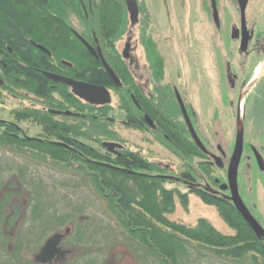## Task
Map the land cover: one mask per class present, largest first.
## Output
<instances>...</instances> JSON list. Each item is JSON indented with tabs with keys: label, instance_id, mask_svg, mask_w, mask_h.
Segmentation results:
<instances>
[{
	"label": "trees",
	"instance_id": "1",
	"mask_svg": "<svg viewBox=\"0 0 264 264\" xmlns=\"http://www.w3.org/2000/svg\"><path fill=\"white\" fill-rule=\"evenodd\" d=\"M60 2H65L68 11L77 15L82 23L97 27L106 51L114 53L117 41L126 32L125 0H92L90 20L86 19L77 0L57 1V6ZM56 9L52 3L42 0H0V64L2 61L8 66L3 77L5 83L0 86V98L4 91L19 90L33 96L45 108L11 113L16 122H31L41 128L39 138L25 136L16 124L0 122V152L12 158L0 159V217L3 221L8 214L4 209L7 210L10 198L17 195L6 192V176L12 174L19 182L20 195L27 193L18 251L35 248L34 245L41 244L50 233L72 226L70 240L79 248L115 246L122 254L121 262L129 264H264V237L254 234L231 202L229 191L221 190V184L227 181L224 160L235 157L236 147L231 153L221 147L225 152L222 155L220 145H216L223 158L215 156L212 145L199 134L194 116L189 112L207 153L198 147L183 120L173 88L164 83L165 59L157 44L144 31L142 45L152 80L157 84L155 94L160 105H155L156 99L155 103L142 102L137 81L124 64L118 65L123 87L115 90L121 110L128 113V123L123 121L126 128L144 132L139 121L144 112L156 122L155 130H151L152 142L165 146L180 160L177 179L137 152L107 151L103 147L105 142L124 143L113 129L117 124L109 118L110 106L85 104L71 94L68 86L56 84L43 75L42 71L57 73L50 63L65 60L75 65L73 70L62 73L65 77L106 88L114 86L107 74L98 72L99 63L68 29H64L66 26L61 29L64 38L52 42V59L32 45L31 40L45 45L49 24L58 23V19L65 22ZM66 23L69 28L70 22ZM216 29L219 30V26L216 25ZM230 62L228 58L216 71L225 72ZM250 79L248 75L245 84ZM129 86L139 107L125 89ZM241 90L236 94L240 95ZM252 94L246 103L251 99L256 103L259 97H264V78ZM51 111H72L75 116L58 117ZM234 135L236 138L237 129ZM244 150L249 153L246 144ZM216 158L221 159L222 166ZM244 161L242 159L241 165ZM36 166L51 167L63 177L61 181L48 184L34 175ZM175 183L186 192L168 189L167 185ZM206 183L213 189L204 186ZM189 195L214 207L234 233L224 234L206 219L198 220L195 226L170 220L169 216L176 210V200L188 208ZM98 206L104 208L106 221H99L94 213ZM119 240L121 243L114 245ZM6 241L4 239L5 248ZM83 264H99V260L89 257Z\"/></svg>",
	"mask_w": 264,
	"mask_h": 264
},
{
	"label": "rangeland",
	"instance_id": "2",
	"mask_svg": "<svg viewBox=\"0 0 264 264\" xmlns=\"http://www.w3.org/2000/svg\"><path fill=\"white\" fill-rule=\"evenodd\" d=\"M137 2L140 10L139 20L133 21L127 12L126 34L117 46L123 52L125 45L131 43L134 49L133 57L131 63H127L137 79V84L148 85L147 95L149 96L155 92L157 86L152 80L151 71L146 61V52L142 45V35L145 31L146 35L157 44L165 59L166 78L164 83L179 91L191 116H194L199 134L212 145L215 156L223 158L221 153L216 150V145H220L224 151L228 150L231 153L236 144L234 132L236 129L237 131L244 130L245 127V144L249 153L243 155L245 161L241 165L239 184L243 199L252 207L254 214L264 226V172L259 170L251 149V147L257 148L264 157V97H259L256 103H254V99H251L250 102L248 100V103L244 102L245 120L240 118L237 116L239 98L242 97L246 101L251 95L253 96L251 93L253 89L247 88L249 92L247 95L234 94L230 88V81L226 77V71L222 73L216 71L219 66H223V62L231 58L236 74L238 76L246 74L242 68L245 62V51L240 47V39L226 41L227 39L232 40L234 29L238 33L241 30V15L237 1L137 0ZM214 2L219 13V24L221 25L219 30L216 29L213 15ZM246 18L256 32H261L264 29V0H249ZM255 41L256 38H251L252 47L255 45ZM225 48H227V55ZM258 61L259 56L251 54L244 69L246 68L247 72L254 74ZM1 95L0 122L16 124L25 136L39 138L41 128L31 122H16L11 113L22 109H42V104L33 96L19 90L4 91ZM109 106L111 110L109 118L116 121L117 125L113 129L124 140V148L137 152L154 162L168 176L177 179V174L181 169L180 160L165 146L153 143L152 132H141L123 125L125 114L121 110L117 94L112 95V102ZM0 159L11 160L12 158L10 155L4 156L0 152ZM224 161L227 162L226 168H228L232 160L228 158ZM34 171L37 178H42L48 184H53L54 180L61 181L63 177H60L48 166H36ZM13 179L12 174L7 175L6 184ZM225 180H227L226 175ZM205 185L209 189H213L209 184ZM167 187L168 189L177 188L182 193L186 192V189L177 183L167 185ZM25 195H27L25 192L21 195L17 194L10 198L9 202L15 197L24 205L26 202L24 200L27 199ZM188 199V208H184L179 200H176V210L169 216L170 220L195 226L198 220L206 219L224 234L234 233L221 220L214 207L204 204L195 195H189ZM96 209L97 211H93L98 220L106 221L104 208L98 206ZM23 225L21 223V226ZM1 230L4 232V226ZM52 234L50 233L48 237ZM118 243H121V240L114 245ZM9 244L11 241L8 242ZM2 247L4 248L3 245ZM23 251L34 250L25 249ZM77 251H81L80 254L83 255L84 261L89 257H94L99 260V264H121L122 254L116 250L115 246L82 247Z\"/></svg>",
	"mask_w": 264,
	"mask_h": 264
},
{
	"label": "flooded vegetation",
	"instance_id": "3",
	"mask_svg": "<svg viewBox=\"0 0 264 264\" xmlns=\"http://www.w3.org/2000/svg\"><path fill=\"white\" fill-rule=\"evenodd\" d=\"M42 1H44L46 3H52L54 6H56V8H57L56 12L60 13L63 16V18H65V22L58 19V23L49 24V30H48L49 33L47 34V39L43 41L49 49L45 45L31 40L30 42L32 43V45L36 49L45 53L44 51H42L39 48V46L44 47L46 50H48L50 52V55H48L46 53L45 54L48 55L52 59L53 57H52V53L50 51V48H52V46H53L52 42L55 43V41H58L60 38H64L63 33L61 32V29L66 26L64 29L65 30L68 29L71 36L73 38H75L90 53V55L99 63V66H98L99 68L97 69L98 72L101 74H107L108 77L112 80V83L114 86H110L109 88H107L111 93V97L113 94H117L115 89L119 86L113 81L109 71L105 67V64H107V66L112 70V72L116 75V77L119 80L121 78L120 77L121 70L118 67V65L124 64L127 67L128 71L133 76L134 80L137 81L136 77L133 75V73L130 70L128 63H127V62L131 63L132 57H133L132 51H134V49L132 48L131 43H127L125 45V49L123 52H121L119 50V47H117L118 44L120 43V40H122V38L124 37L126 32L124 33L122 38L119 41H117L115 48L113 50L114 53H108L106 51V46L103 45V42H102V39L100 36V32H99V29L97 27H94V26L90 27L89 24L82 23V20L77 15H74L70 11H68L65 2L64 3L60 2V5L57 6V3H56L57 1H66V0H42ZM77 2L80 6V9L84 12L86 19L90 20L91 15L93 14V2H92V0H77ZM237 3H238V1H237ZM238 6H239V4H238ZM239 10H240V15H241V21H240V28H241V22H242L243 14H241L240 6H239ZM246 11H247V9H246ZM51 15H54V17L57 18L55 16V14H51ZM68 15H69V18H68ZM245 19H246L247 30L249 32V43H248L247 49L244 50L245 51V62L243 63L242 68H243V71L246 72V74L243 73V75L238 76L236 74V72L234 71V67H233L232 62L227 63L225 66L226 77L230 81V88L232 90V93H234V94H236V91H238L240 88L242 89L241 94L247 89L250 81L253 79V77L255 75L256 69L258 68L259 64L264 60V29L261 32H256V30L251 27V24L248 23V20L246 18V13H245ZM67 21L70 22L69 28H67V23H66ZM217 26H219V28H221L220 24ZM126 30H127V27H126ZM80 37L89 44V46L93 49L95 54L92 51H90V49L87 48V46L80 39ZM241 38H242V30H240V33H238L234 29L232 31V39H233V41H235V39H240V47H241ZM251 38H253V39L256 38L255 45L253 47H252V42H250ZM225 49L227 51V48H225ZM241 49H242V47H241ZM251 54H256L259 56V61L255 65L254 74L251 72L249 74V72H247L245 70L246 68L244 69V67L246 66V62L249 59ZM64 61L65 60H61L60 62L53 61L52 63H50L51 66L53 68H55V70L57 71V73L55 72L53 74H57V75L65 77V75H63L62 73H67V70L70 71V70L74 69L75 65L73 63L66 61L67 63L71 64V66H69L67 64H64ZM146 61H147V58H146ZM218 63H220V62H218ZM1 64H3L2 61H1ZM1 64H0V78L4 80L3 77L6 75L5 72L8 71V66L5 64H3V65H1ZM42 73L44 75V73H47V71H45V72L42 71ZM248 75H251V79L245 84V79ZM67 78H69V77H67ZM263 78L264 77H262L260 79V81ZM4 83H5V81H4ZM138 86L142 92V102L144 100H151L152 102L155 103L154 100L156 99L155 105L156 106L160 105L157 93L155 94V92H154L150 96L147 95L148 85L146 86L145 84H142V85L138 84ZM122 87H120V88H122ZM255 88H253V91ZM125 89H126L127 93L129 94L133 103L137 107H139V102L136 100L135 93L132 92L130 86L125 88ZM173 92H174V95L176 97V101L179 105L180 110H181V104H180L179 99H178L179 96L181 98L182 104L185 106V108L189 114L188 107H187V105H185L183 97L181 96L179 91L177 89H173ZM42 109H45V108H42ZM140 109H141V107H140ZM123 112L125 114L124 124H127L128 123V113L126 111H123ZM181 113H182V110H181ZM57 116L60 117L63 115L60 114ZM182 117H183V114H182ZM149 120H151V124L149 123ZM183 120H184V117H183ZM139 121H140V124L143 126V130L147 133L151 132V130H155V128L157 126L156 122L146 112H144L142 120H139ZM22 133L24 134V132H22ZM7 187H8V184L5 187L6 192H9L12 194H15V193L18 194L20 192V190L16 191V192L8 191ZM15 203H17L18 205H20L23 208L24 213H23L21 221L18 223L16 228L13 229L10 233H7L6 232L7 220L12 215V206ZM247 205L254 214L252 207H250V205L248 203H247ZM0 208H1V199H0ZM4 211H7L8 214H7V217L4 219V221L0 217V221L2 220L0 223V264H83L84 257L82 254H80L81 251H77V249H79V247L74 242H72L70 240V238H71L70 236H71L73 229H74L72 226L66 227L59 232H55L54 234L49 236L47 239H45L41 244L34 245L35 248H32L34 251H18V249H19V246H18L19 245V229L21 227L22 221H24L27 208L24 205H22L17 200V198L14 197L8 203L7 210L4 209ZM256 218H257V216H256ZM2 226H4V232H2V230H1ZM67 230H69L68 234H66ZM55 234H63L64 235V238H63V240L59 246V249H61L63 251H53L52 256L50 258H46V262H39L37 257L42 253L41 249L44 247L47 240ZM4 239L7 240L6 241L7 247L6 248H5V244H4ZM9 241H11V244L8 245ZM32 241H34V239ZM2 245L4 246V248L2 247ZM1 249H2V251H1ZM4 249H5V251H3ZM122 263H124V261L121 262V264Z\"/></svg>",
	"mask_w": 264,
	"mask_h": 264
},
{
	"label": "water",
	"instance_id": "4",
	"mask_svg": "<svg viewBox=\"0 0 264 264\" xmlns=\"http://www.w3.org/2000/svg\"><path fill=\"white\" fill-rule=\"evenodd\" d=\"M238 4L241 9V14H243L242 22H241V30H242V38H241V47L243 50H246L249 43V32L247 30L246 26V19H245V13L246 9L248 7L249 0H237ZM127 11L131 17V19L135 22L139 19V6L137 0H125ZM213 11H214V18L216 23H219V13L217 9V5L214 2L213 3ZM80 39L84 42V44L87 46L90 51H92L94 54L95 52L93 49L89 46V44L83 40L81 37ZM39 48L44 51L46 54L50 55V52L46 50L44 47L39 46ZM64 64H67L71 66V64L64 61ZM105 67L109 71L113 81L121 87V83L119 79L116 77V75L112 72V70L105 64ZM44 76L53 81L56 84H63L68 86L71 89V93L82 102L91 105V106H106L110 105L112 102L111 93L110 91L103 86H97L90 83H86L83 81L74 80L71 78L63 77L57 74L53 73H44ZM256 81L255 79L251 83V87L255 85ZM4 84V80L0 78V86ZM246 94V93H245ZM179 102L181 104V110L184 117V120L188 126L189 132L191 134V137L196 142L198 147L204 152L207 153V149L205 148L204 144L201 142L190 118L187 113V110L185 106L181 102L180 96L178 97ZM54 115H64V116H74L72 112H59V111H51ZM241 110L238 106V114L240 115ZM149 123L151 124V120H149ZM103 147L107 149L110 153L117 154L119 150H123L124 147L119 143L114 142H105L103 143ZM219 150H221V147H219ZM222 151V150H221ZM244 152V135L243 131H238V134L236 136V154L234 159L231 161L229 168H228V176H227V183L221 185L222 191H230V199L233 203L234 207L240 214V216L243 218V220L246 222V224L250 227V229L254 232L256 236H262L264 237V230L257 221V219L254 217V215L251 213V211L246 206L245 202L243 201L242 197L240 196L239 192V186H238V171L241 164L242 156ZM253 152L255 154V158L257 161V164L259 166V169L261 171H264V159L261 156V154L254 148ZM218 163L222 165L221 159L216 158ZM20 185L17 180L13 179L8 187L7 190L11 192L19 191ZM24 210L23 208L18 205L17 203L13 204L12 206V215L7 220L6 225V232L10 233L13 229L16 228L18 223L21 221L23 216ZM69 233V230L66 231V234ZM64 238L63 234H55L52 237H50L47 242L45 243L44 247L41 249L42 253L37 257L39 262H46V258H50L52 256L53 251H63L59 249V246Z\"/></svg>",
	"mask_w": 264,
	"mask_h": 264
},
{
	"label": "bare ground",
	"instance_id": "5",
	"mask_svg": "<svg viewBox=\"0 0 264 264\" xmlns=\"http://www.w3.org/2000/svg\"><path fill=\"white\" fill-rule=\"evenodd\" d=\"M262 77H264V60L259 64L258 68L256 69L255 81L260 80ZM243 105H244V99L241 97V101H240L241 117H242Z\"/></svg>",
	"mask_w": 264,
	"mask_h": 264
}]
</instances>
